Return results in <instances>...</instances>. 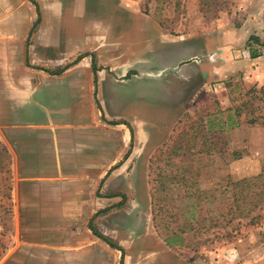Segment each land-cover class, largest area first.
Segmentation results:
<instances>
[{"label":"rangeland","instance_id":"rangeland-1","mask_svg":"<svg viewBox=\"0 0 264 264\" xmlns=\"http://www.w3.org/2000/svg\"><path fill=\"white\" fill-rule=\"evenodd\" d=\"M245 5L250 1L133 0V10L140 13L134 18L140 20L138 25L153 21L163 29L165 42L176 40L167 54H173L182 68L168 76L176 95L166 109L164 97L158 96L162 92L156 88L149 90L156 99L107 89L113 107L125 106L129 111L125 115L124 110L115 109L112 114L118 140L119 122L128 118L133 125L124 126L131 132L127 137L132 144L129 152H134L131 158H143L130 163L128 196L123 200H130L128 207H114L110 218L105 217L108 212L103 205L93 211L78 205L90 203L92 197L98 202L100 191L94 196L63 194L68 184L62 179L15 177L20 173L13 171L0 140V264H173L174 252L180 251L201 256L202 264L204 259L205 264H264V218L256 219L254 225H246L249 219L241 218L228 223L230 209L240 206L253 211L257 201L254 187L242 189L235 184L258 176V183L264 182V46L250 41L257 37L264 44V14L251 7L246 17L242 15ZM93 9L101 14L104 34L114 6L106 0ZM248 18L251 23L244 26ZM139 32L134 29V69L127 76L136 84L152 86L137 67L144 46L140 41L148 43L152 32L147 28ZM108 33L111 45L101 43L102 63L112 58L110 49L124 45L119 32ZM205 43L212 45V52H204ZM226 54L229 76L221 80L218 73L200 90L196 67L207 59L215 69L220 61L225 62L221 56ZM252 54L258 57L251 58ZM112 61L119 68L122 60ZM111 93H116L115 98ZM180 93L183 100L176 97ZM138 149L142 153H136ZM234 198L239 201L233 202ZM215 210L221 215L218 228L211 227L214 215L209 211ZM257 214L254 209L249 218ZM93 216L101 218L99 230L110 226L115 249H105L96 237L101 242L95 243L88 229ZM192 222L203 228L189 230L186 225ZM164 237L174 238L176 246L164 249ZM82 243L86 244L84 252ZM232 250L238 252L235 259L229 256Z\"/></svg>","mask_w":264,"mask_h":264},{"label":"crops","instance_id":"crops-1","mask_svg":"<svg viewBox=\"0 0 264 264\" xmlns=\"http://www.w3.org/2000/svg\"><path fill=\"white\" fill-rule=\"evenodd\" d=\"M101 1L106 0H0V140L13 171L20 173L15 177L62 179L68 184L63 194L86 192L94 196L100 191L103 195L98 202L92 197L90 203L78 205L81 210L87 206L92 211L103 205L108 212L105 217L110 218L114 207H128L130 200H123L128 196L130 163L142 162L143 158L138 156L136 161L131 158L134 152H129L132 144L127 137L131 132L126 124H133L128 118L119 122L121 139L118 140V128L111 123L117 120L112 114L115 109L124 110L125 115L129 111L125 106L113 107L107 93L118 88L138 98L139 94L150 96L149 90L153 92L156 88L162 92L158 96L164 97L166 109L176 95L168 76L182 66L179 67L180 62L173 54H167L176 40L165 42L163 29L152 17L146 16L144 19L152 22L143 21L141 25L137 24L140 20L134 21L140 13L133 10V0H107L114 9L108 12L110 22L105 26L108 29L101 34V14L93 9ZM248 1L250 5L242 6V15L246 16L251 7L264 14V0L259 4L256 0ZM250 23L248 18L244 26ZM145 28L152 35L148 43L140 41L144 46L140 48L141 61L137 67L144 73L145 82L154 83L152 86H141L127 76L134 69V29L141 33ZM112 29L119 32V42L124 45L110 49L112 58L102 63L101 43L111 45L108 32ZM203 49L205 53L212 52V45L205 43ZM114 58L122 60L119 68V63L112 61ZM221 58L225 62L220 61L215 69L207 59L196 67L200 90L218 78V73L221 80L229 76L228 55ZM111 94L115 98L116 93ZM150 97L156 99L153 94ZM176 97L183 100L184 95L180 93ZM136 153H142L141 149ZM144 161L147 163L148 158ZM24 164L28 166H21ZM26 170L27 174L22 175ZM94 219L96 216L88 222V229L95 243L102 241L104 247L115 249L107 243L116 246L109 233L110 226L99 230L101 218L95 222ZM91 229L107 242L95 236ZM161 243L166 249L164 240ZM85 246L82 243L83 252ZM235 254L237 250H232L229 256L235 259ZM171 259L173 264H202L201 256L193 253L186 256L182 251L174 252Z\"/></svg>","mask_w":264,"mask_h":264},{"label":"trees","instance_id":"trees-1","mask_svg":"<svg viewBox=\"0 0 264 264\" xmlns=\"http://www.w3.org/2000/svg\"><path fill=\"white\" fill-rule=\"evenodd\" d=\"M34 5L37 7V5L35 3H34ZM37 11H38V8H37ZM250 41H252L256 44L260 43V45L264 46V44H261L259 38H257V37H251ZM257 57H258V55H256V54L251 55V58H257ZM64 69L65 68L59 70L56 74H60ZM260 179H261V176H258L256 178L242 180V181L235 184L236 186H242V189L248 188L250 186L254 187L255 188L254 196L257 198V201H255L253 204V207H254L253 211H251L248 208H241L240 206H236V208L230 209L228 211V213H232V214H229V215H231V217H230V219H228V223L233 222V220H235L236 218H239V219L241 218V219H249V221L246 225H254V221L256 219L258 220V219L264 218V182L258 183ZM253 180H256L255 184H250ZM237 201H239V200L237 198H234L233 202L237 203ZM254 209H256L258 214L255 217L249 218L250 214L252 212H254ZM209 213H212L214 215L213 219H212L213 221H211V223L213 222L211 227L218 228V221L221 219V215L218 213L217 210L209 211ZM191 217H192V219H194V215ZM186 227H188V229L193 231V232H196V231L198 232L200 230V228H203V225L201 223H196V222L193 223L192 222V223L188 224V226L186 225ZM211 227H209V228H211ZM219 228H222V226H219ZM91 230L93 231L95 236H97L98 238L107 242V240H105L102 236H100L98 233H96L93 229H91ZM173 239L174 238H171V237H164V242H165L166 246L170 249H172L176 246L175 241ZM107 243L111 247L116 248L114 245L110 244L109 242H107Z\"/></svg>","mask_w":264,"mask_h":264}]
</instances>
